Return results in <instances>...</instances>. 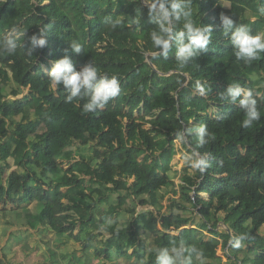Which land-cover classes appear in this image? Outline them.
Returning a JSON list of instances; mask_svg holds the SVG:
<instances>
[{"label": "trees", "instance_id": "trees-1", "mask_svg": "<svg viewBox=\"0 0 264 264\" xmlns=\"http://www.w3.org/2000/svg\"><path fill=\"white\" fill-rule=\"evenodd\" d=\"M149 3L0 0V41L13 37L18 45L13 55L0 52V206L12 207L0 214L23 210L14 222L29 228L11 232L6 245L31 237L48 255L43 264H53L56 252L48 251L39 230L64 248L61 259L71 250V264L114 256L155 264L153 249L175 240L202 249L204 264H222L221 244L226 264H264V53L237 60L219 21L221 13L237 21L236 6L251 34L264 35V0H191L194 22L213 31L207 50L184 68L175 49L156 55ZM107 18L120 23L112 28ZM45 25L47 45L28 56L29 38ZM73 40L81 53L70 51ZM65 54L77 70L92 62L101 75L115 76L119 95L93 112L83 111L86 100L67 102L64 86L54 89L49 81L52 62ZM197 82L207 95L196 91ZM233 82L259 94L261 118L249 128L242 127L240 106L219 98ZM22 90L27 94L18 98ZM201 124L210 133L203 146L194 134L177 135ZM178 140L189 154L205 155L209 167L201 173L187 164L176 191L171 162ZM171 193L179 198L162 214ZM126 215L129 223L120 221ZM6 225L3 236L14 226ZM239 236L246 239L236 247ZM0 264L12 263L3 254Z\"/></svg>", "mask_w": 264, "mask_h": 264}, {"label": "clouds", "instance_id": "clouds-1", "mask_svg": "<svg viewBox=\"0 0 264 264\" xmlns=\"http://www.w3.org/2000/svg\"><path fill=\"white\" fill-rule=\"evenodd\" d=\"M148 13L151 20L157 25L154 30L150 31L151 42L159 50L156 53L157 56L167 57L169 51L175 49V60L179 67L184 68L207 50L212 37V25L194 22L191 0H150ZM219 21L222 35L230 40L237 60L251 62L259 59L260 55L264 53V36L251 34L246 25L236 23L230 15L221 13ZM106 22L112 28H116L120 23L118 20L110 18H107ZM181 23L182 27L177 30L176 25ZM48 30V25H45L29 38L28 56L47 45ZM68 45L72 53H81L82 45L79 42L73 40L68 42ZM17 47V40L13 37L0 41V52L13 55ZM49 77L54 89L61 85L64 86L67 91L65 97L67 102L86 100L83 104L85 112L103 109L111 99L120 93V83L115 76L109 78L106 75H101L92 62L77 70L75 63L67 54L52 62ZM196 91L201 96L208 94V89L200 82L196 84ZM258 95L252 89H245L240 83L233 82L228 84L226 91L221 93L219 98L229 104H238L245 116L242 127L249 128L261 118L258 110ZM192 134H194L198 146L207 144L208 138H210L206 124L185 129L183 133H177L181 139ZM185 159L192 168L201 173L209 167L208 159L198 152L194 151ZM108 223L111 221L109 220ZM245 239L246 236L237 237L235 246L240 247L241 242ZM170 244V247L153 249L155 264H192L193 258L199 260L200 264H204L205 257L202 249L195 245L185 247L183 241L177 244L175 240H172Z\"/></svg>", "mask_w": 264, "mask_h": 264}, {"label": "rangeland", "instance_id": "rangeland-1", "mask_svg": "<svg viewBox=\"0 0 264 264\" xmlns=\"http://www.w3.org/2000/svg\"><path fill=\"white\" fill-rule=\"evenodd\" d=\"M228 6V5H227ZM234 9L237 11V21L236 23L238 24H243L246 25V22L243 18V11L241 9H237L236 6H233ZM264 36V35H261ZM44 71L47 72V69L44 67ZM3 87V86H2ZM5 89V93L6 96L8 97V99H11V91H12V87L8 86V87H4ZM27 94V90H22L20 96L18 98H21L23 95ZM175 149H176V155L173 159V161L171 162V166H172V171L174 172L173 174V183L175 186V190L179 191V185L181 183L180 181V177H181V173L182 170L187 166V164H190L185 157L189 154L188 152H186V149L184 147V144L182 143V141L178 140L175 142ZM191 165V164H190ZM174 197L175 199H178L179 196H173V193L169 194L168 196H166L165 200L163 201V206L164 209L162 210V214H168V210L166 209L167 205L169 204L170 199ZM201 197L205 200H207L208 195H201ZM28 208V207H27ZM4 209V210H3ZM30 209V208H29ZM145 209L147 210H152V208L150 207H146ZM12 207L11 206H7L6 208H2L0 206V212H12ZM33 210V207L31 208V211ZM141 210V207L138 208V211ZM16 211V210H15ZM123 219H125L127 221V223L130 222V216L126 215L125 218H121L120 221H122ZM14 220H16V217H12L10 216L8 218V220L1 222L0 221V257L3 254H6L8 257V260L10 263L12 264H43L45 263V261L48 258L47 253L42 250L39 246L35 245L34 243H32V238H29V241L26 243H17L14 242L12 240V247H7V243L9 244V239H10V233L17 231V230H21V231H25L28 230L29 228L23 226V225H17L16 222H14ZM7 223H13V227H7L8 231L5 235H2V230L4 227H6ZM217 229L221 232H226L227 229L226 227L222 224L219 223ZM36 231V230H35ZM33 230H30L31 233L35 234L37 232H35ZM41 232H39L38 230V236L40 235L42 237V239H44L43 241L45 242V240L48 241V251H52V252H56V256L54 255V257H52V263L53 264H71L70 260L72 259V253L70 252L71 250H69L68 252V259H61L59 254L60 252H62L64 250V248L61 245L56 244L53 241V238H51L50 236H43L42 234H40ZM260 234L262 236H264V227L260 229ZM231 235V233H230ZM224 237V235H223ZM38 238V237H36ZM220 241L222 242V238H219ZM231 243V241H230ZM4 246L6 247V249H3ZM58 246V247H57ZM77 246V245H76ZM227 253V248H225L224 246H222V244L217 248V256L221 258L222 260V264H226L227 260L224 256V254ZM58 255V256H57ZM87 264H132V262H127L125 260H120L118 259L116 256L113 257L112 261H102V260H96L94 262H88Z\"/></svg>", "mask_w": 264, "mask_h": 264}, {"label": "crops", "instance_id": "crops-1", "mask_svg": "<svg viewBox=\"0 0 264 264\" xmlns=\"http://www.w3.org/2000/svg\"><path fill=\"white\" fill-rule=\"evenodd\" d=\"M33 206L32 205H30V206H28V208L26 209V210H29L30 212H32L31 211V208H32ZM30 208V209H29ZM25 210V211H26ZM24 211L23 210H21V211H18V212H16V213H8L7 215H6V217L5 218H2V216H1V214H0V221L1 222H4V221H6V220H8V218L10 217V216H12V217H16L17 215H19V214H21V213H23Z\"/></svg>", "mask_w": 264, "mask_h": 264}, {"label": "water", "instance_id": "water-1", "mask_svg": "<svg viewBox=\"0 0 264 264\" xmlns=\"http://www.w3.org/2000/svg\"><path fill=\"white\" fill-rule=\"evenodd\" d=\"M233 242V238H231V243Z\"/></svg>", "mask_w": 264, "mask_h": 264}]
</instances>
